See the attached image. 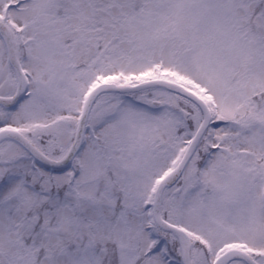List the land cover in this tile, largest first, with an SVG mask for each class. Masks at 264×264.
<instances>
[{
  "label": "snow or ice",
  "instance_id": "obj_1",
  "mask_svg": "<svg viewBox=\"0 0 264 264\" xmlns=\"http://www.w3.org/2000/svg\"><path fill=\"white\" fill-rule=\"evenodd\" d=\"M0 264H264V0H0Z\"/></svg>",
  "mask_w": 264,
  "mask_h": 264
}]
</instances>
